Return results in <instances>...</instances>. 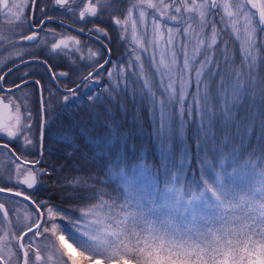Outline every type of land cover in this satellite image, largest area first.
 <instances>
[{
  "label": "snow or ice",
  "instance_id": "6c2138e0",
  "mask_svg": "<svg viewBox=\"0 0 264 264\" xmlns=\"http://www.w3.org/2000/svg\"><path fill=\"white\" fill-rule=\"evenodd\" d=\"M49 6L74 18L80 33L87 30L97 40L111 39L96 24L107 15L119 39L132 46L129 68L143 69L133 45L148 54L155 83L128 73L139 86L132 89V124L140 127L139 96L151 114L149 135L160 153L159 166L143 157L134 164L115 154L101 176L74 175L84 171L75 168L65 175L66 166L46 160L48 133L54 129L57 142L80 151L68 138L71 125L57 129V121L78 89L99 80L100 69L109 63L105 52L111 51L103 44L95 52L89 49L86 66L94 71L86 74L52 71L49 59L64 58L69 44L80 41L48 27ZM26 11L13 0H0V13L15 25L0 35L10 58L0 64V104L17 113L14 124H0L5 141L0 154L10 161L0 170V264H264V0H29ZM229 35L239 41V65L230 54ZM29 61L42 65L49 80L42 84L24 71L19 83L13 80L6 89L5 77L21 71L20 65L29 67ZM107 74L109 87L88 97L90 110L105 104L108 113V118L91 117L93 127L106 130L96 143L101 153H111L113 144L126 145L133 135L107 107L130 86L122 82L123 72L116 79ZM193 82L189 96L186 88ZM22 84L30 91L17 103L13 88L24 92ZM119 110L126 116L125 103ZM257 133L258 143L245 146ZM177 141L183 146L179 152ZM248 173L253 180L246 186L234 183L237 175ZM49 181L63 197L61 204L38 195ZM20 203L30 210L26 223L9 216ZM66 233L83 261L66 251Z\"/></svg>",
  "mask_w": 264,
  "mask_h": 264
},
{
  "label": "trees",
  "instance_id": "16d2710c",
  "mask_svg": "<svg viewBox=\"0 0 264 264\" xmlns=\"http://www.w3.org/2000/svg\"><path fill=\"white\" fill-rule=\"evenodd\" d=\"M63 21L75 25L77 27H81L80 24L75 23L74 18L61 15L59 16ZM96 24L100 27H104L109 31L111 34V42L106 43L108 47L111 49V57L109 63L104 66L103 70H108L110 64L115 61H120L118 58L122 55L123 45L121 42H118L120 39L116 38L115 32L112 31L109 20L107 16H103L100 20L96 21ZM50 25L57 30H67L74 35L79 36L80 38V51H75V48L69 49L67 55L64 58H57V59H49V63L53 65L52 71H68L69 69H76L78 70L79 67L86 66L88 62L87 55L88 50L95 52L97 49L100 48L101 44L98 41H94L93 39L86 37L82 34H79L75 31H72L66 27H62L56 23H50ZM89 28L92 25L88 26ZM87 31V30H86ZM121 43V44H120ZM239 43H228L229 51L232 56V59L236 61V64H240V49ZM218 47L221 46L220 43L217 45ZM80 56H84L85 59H80ZM106 56V52H105ZM104 56V57H105ZM41 59H47L46 56H42ZM105 59V58H104ZM10 58L4 60L2 56H0V64H7L9 63ZM83 65V66H82ZM6 69V68H5ZM21 71L15 72V74H9V76L5 77L8 81L6 84L7 86L12 85L13 80H17L22 72L27 71L29 72L31 78L40 79L42 84H45L49 80V76L47 70L42 67L39 63L31 62L29 63V67L25 68L24 65L20 66ZM92 68H90L87 72H89ZM100 70V71H101ZM35 75H32V73ZM85 72V74L87 73ZM1 74V73H0ZM70 75H73L70 72ZM116 79V77H113ZM19 83V81L17 80ZM124 83H128L130 88L129 91L123 95V97H117L116 104H108L107 107L112 108V115H114L117 119H121L124 123L125 128H132L133 135L128 140L127 144H113L112 151L109 152H99L96 149V143L100 141L102 137L105 135V129L97 125L96 127L92 126L91 117H93L96 113L100 114L101 116L108 118V113L105 110V104H101L97 106L94 110H90L89 108V101L88 97L91 95H96L98 93L103 92V90L110 85L109 77L106 75L104 78L98 83L93 85L92 88L87 90L86 92H81V88L78 89V96L72 100L71 105L67 108V110L61 112L60 119L57 121V129L60 128H67L71 125L72 132L68 134V138L70 141H75L77 147L80 148L79 152H76L73 147L69 146L66 143L57 142L55 139L56 129L52 132L48 133V140H47V147L48 152L46 153V160L50 164L56 165L57 168H61L62 166H66L68 171L64 174L67 175L71 172L72 169H83V172H73L74 175H87L91 173L95 176H101V168L103 167L104 163L109 159L110 155H123L126 156L127 159L132 162L136 163L139 160L138 157H143L146 162H152L154 164L159 165L160 159L158 158V149L152 143L151 137L149 133L151 132V114L148 111L147 106L144 103L139 102L140 98L137 96V103L135 107L139 109V128H135L132 124V117L135 114L133 111V104H132V89L139 90V86L135 84L129 75L124 76ZM25 91L21 92L18 89L13 90L16 93V101L17 103L20 102L19 98L24 97V95L30 91L29 88L22 85ZM51 87L55 90L54 84ZM211 88V84L209 85ZM20 92V93H18ZM119 103H125L127 108L126 116L122 115L119 110ZM59 112L60 110L57 109ZM21 113H23V105H21ZM258 133L256 136H249L245 141V146L247 144H252L255 146L258 143ZM175 148H179L178 142H176ZM177 151V149H176ZM28 159H32V157H27ZM8 159H0V170H3L6 165L9 164ZM48 165L46 164L45 167ZM113 187H118L119 183L114 180ZM108 191H112L111 188ZM43 195L44 197H51L54 204H61L63 197L57 191L54 184L51 181L48 182L47 190H42V193H38V195ZM62 207H69L67 204H62Z\"/></svg>",
  "mask_w": 264,
  "mask_h": 264
},
{
  "label": "rangeland",
  "instance_id": "374dc122",
  "mask_svg": "<svg viewBox=\"0 0 264 264\" xmlns=\"http://www.w3.org/2000/svg\"><path fill=\"white\" fill-rule=\"evenodd\" d=\"M13 2H14V3H15V2H16V3L22 2V3H24V4L26 5V4L29 2V0H13ZM257 2L259 3L260 0H257ZM126 3H128V0H126ZM25 5H24V7H25ZM22 9H23V8H22ZM20 10H21V9H20ZM13 11H14V9H13ZM15 11H16V10H15ZM2 18L5 19V20H7V19L3 16V14H2ZM110 27H111V29H112V30H111V33H112V31H113V32H115V33H114L115 35L118 34V32H119L118 27H116V26H114V25H111V24H110ZM238 27H240V25H238ZM218 28H219V25H218ZM228 28H231V25H229ZM57 32L64 33V34H66V35H68V36H74V37H76L77 40L80 41L79 36L74 35V34H72L71 32H68V31L65 30V29H64V30H59V31H57ZM108 33H110V32L108 31ZM109 35H111V34H109ZM240 35H241V36L243 35L242 30H241ZM221 37H223V33H220V35L218 36V38H217V39H218V43H220V39H221ZM101 39L104 40L105 43H107V42H108V43H112V42H111V39H110V40H105L103 37H101ZM118 39H119V37H118ZM226 39L228 40V43H239V41H237V40L235 39V37L232 36V35H229L228 37H226ZM120 42H121L122 45H123L122 55L118 58L120 61H115V60H114V61L110 64V67L108 68V70H106V69L103 70V71L101 70V77L99 78V80H98V81H93V82L90 83V85H87V86H85V87H82V88H81V92H86L87 90H89L90 88H92L93 85L98 84V83L104 78L105 75L108 77V74H107L108 72L113 73V77H117V74H118V73H121V72H123V75H124V76L128 75L129 72H134V73H136V74L138 75V77L141 79V81L147 79L150 83H155V82H156V77L153 76V71H154V69H153L152 67L149 66V64H148V62H147V59H146V57H147L148 54H147V53H144V52H142V51H140L138 45H133L134 47L137 48V51L139 52V54H140V56H141V60L143 61V69L141 70L140 68L136 67L135 65H133L131 68H129V66H128V61L134 59V57L129 56V53L132 51V46H130L128 42H126V41H122L121 39H120ZM80 43H81V41H80ZM121 43H120V44H121ZM79 47H80V44H79V45H73V44H71V43L69 44V49H72V48L77 49V48H79ZM188 51H189V54H191V51H192V46H191V45H189V49H188ZM156 54H157V56H159V49H156ZM104 56H105V55H104ZM104 58H105V57H104ZM165 59L167 60L168 57L166 56ZM88 62H90V61H88ZM82 66H83V65H82ZM89 69H90V68L87 67V66H83V67L80 66L79 69H78V71H79V72H83V73H85V72H87ZM22 73H23V72H22ZM176 87H177V91H179V79H178V78L176 79ZM194 89H195V84H194V82L192 83V85H191L190 87H187V88H186V91L189 93V96H190L191 93L194 91ZM153 90L157 92V95H159V90H158V89L154 88ZM18 93H20V92H18ZM16 102H17V101H16ZM20 111H21V108H20ZM16 115H17V113H16L15 109L13 108V118H12V121H11L10 123H8L9 125L15 123ZM189 135H190V133H189ZM177 142H178L179 148H176V149H177V152H179V151L182 149L183 146L180 144L179 141H177ZM189 143H191L190 140H189ZM157 155H158V158L161 159L159 151H158ZM139 162H140V161H138V162H136V163H139ZM9 163H10V162H9ZM147 163H148V164H154V163H152V162H147ZM134 164H135V163H134ZM159 164H160V163H159ZM156 165H157V164H156ZM157 166H159V165H157ZM230 170H231V169H229V171H230ZM189 179H191V176H189ZM252 180H253V177H252L251 173H248V174H245V175H237V176L234 178V183H235L236 185H239V186H246V185H247L250 181H252ZM116 181L119 183L118 179H117ZM3 199H4V198L1 197V200H3ZM64 226H65L66 228H68V229H71V225L68 224L66 221L64 222ZM65 240L68 241L69 243H71L72 246L74 247V251H70V250L65 246L66 251L69 252V253H70L74 258H76L77 260H79V261H83V258L80 256V251H81V249H80V248H79V247L73 242V240L69 239L67 233L65 234ZM83 264H86V262H83Z\"/></svg>",
  "mask_w": 264,
  "mask_h": 264
},
{
  "label": "flooded vegetation",
  "instance_id": "af4514ba",
  "mask_svg": "<svg viewBox=\"0 0 264 264\" xmlns=\"http://www.w3.org/2000/svg\"><path fill=\"white\" fill-rule=\"evenodd\" d=\"M16 3V2H15ZM18 5H20V9L21 11L26 15L27 14V11H26V5L22 2H19V3H16ZM123 4H127L126 3V0H123ZM25 5V7H24ZM23 8V9H22ZM15 11V9H14ZM36 15H39L38 12H36ZM49 15L51 17H54V18H58V19H61L59 16L63 15V12L62 10L60 9H52L50 6H49ZM107 16V15H106ZM108 18V17H107ZM62 20V19H61ZM50 23H55V21H52ZM50 23L48 24V27H51L53 28ZM57 24V23H56ZM60 25V24H59ZM14 23L13 24H9L8 20H5L2 18V13H0V35H7V28L8 27H14ZM61 26V25H60ZM27 28V25H25V29ZM59 31V30H57ZM86 31V30H85ZM87 37V36H86ZM90 38V37H89ZM116 38H118V34H116ZM93 39V38H91ZM101 39V38H100ZM94 41H97L95 39H93ZM104 41V40H103ZM105 42V41H104ZM120 42V40L118 41ZM8 45H2L0 46V56H2V58L4 60H7L9 58V53L8 52H5L4 49L7 48ZM6 70V69H5ZM2 74V73H1ZM6 87H10V86H7L5 85ZM15 90V89H14ZM0 95H3V93H0ZM12 112H13V108H12ZM13 118V116H12ZM12 121V119L9 121V122H6V124L10 123ZM5 141L4 140H0V144L4 143ZM0 159H8L6 157V155H3V154H0ZM0 200H1V197H0ZM7 207V205H6ZM15 207V213H12L10 212L9 213V216L12 217V216H15V218L21 222H24L26 223L27 220H26V216L28 214H30V210L28 208V206L26 204H23V203H20V204H17L14 206ZM7 230V229H5ZM5 241L8 239V238H4ZM0 247H2V244H0Z\"/></svg>",
  "mask_w": 264,
  "mask_h": 264
},
{
  "label": "water",
  "instance_id": "95a60500",
  "mask_svg": "<svg viewBox=\"0 0 264 264\" xmlns=\"http://www.w3.org/2000/svg\"><path fill=\"white\" fill-rule=\"evenodd\" d=\"M56 20H60V21H62L63 22V25H65L66 26V28H68V29H70V30H72V31H75V32H77V33H79V34H82V35H84V36H87V37H90L89 36V34H88V31H85V32H83V33H80L79 31H78V29H79V27H77V26H75V25H72V24H70V23H67V22H65V21H63V20H61V19H58V18H54V17H52V21H56ZM90 38H93V39H95V40H97L96 39V37H94V36H92V37H90ZM100 44H103V45H105V47L106 48H109L108 46H107V44L103 41V40H101V39H99V40H97ZM110 57H111V52H106V56H105V60H110ZM28 63H31V61H29ZM108 64V63H107ZM107 64H105L104 66H106ZM20 66H22V65H20ZM7 70V69H6ZM5 70V71H6ZM101 70V69H100ZM90 71H94L93 69H91ZM31 79H35V78H31ZM23 85V84H22ZM21 85V86H22ZM54 86L56 87V85L54 84ZM6 87V86H5ZM11 87V86H10ZM7 88H9V87H6V89ZM15 88H13V90H14ZM12 116H13V112H12V108L11 109H9V108H5L4 106H3V104H0V124H6V122H9L11 119H12Z\"/></svg>",
  "mask_w": 264,
  "mask_h": 264
},
{
  "label": "bare ground",
  "instance_id": "6f19581e",
  "mask_svg": "<svg viewBox=\"0 0 264 264\" xmlns=\"http://www.w3.org/2000/svg\"><path fill=\"white\" fill-rule=\"evenodd\" d=\"M66 241V240H65ZM65 246L70 250V251H74V247L72 246L71 243H69L68 241H66Z\"/></svg>",
  "mask_w": 264,
  "mask_h": 264
}]
</instances>
